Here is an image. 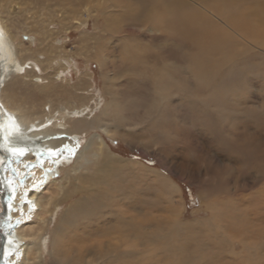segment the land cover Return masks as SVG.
Instances as JSON below:
<instances>
[{
    "label": "rangeland",
    "instance_id": "1",
    "mask_svg": "<svg viewBox=\"0 0 264 264\" xmlns=\"http://www.w3.org/2000/svg\"><path fill=\"white\" fill-rule=\"evenodd\" d=\"M115 1L65 0L62 7L54 0H0V23L6 22L9 33L18 35L27 50L23 74L32 68L34 76L42 79L44 66L52 63L59 76L56 92L81 85L78 88L83 96L93 98L86 106L92 102L99 104L92 115L110 102L107 91L117 101L114 114L110 111L107 117L108 121H118L120 130L116 134L89 130L75 140L82 145L88 137L98 134L122 164L114 171L110 187L101 182L97 185L104 204L101 208L95 205L87 220L99 222L112 211L126 210L124 217L132 214L136 222L142 221L145 216L136 211L139 207L133 210L126 205L130 198L136 199L150 207L146 209L149 220L165 214L161 216L169 222L172 213L177 215L183 225L181 236L177 240L170 235L158 240L170 231L167 223L166 229L157 233L156 248L171 249L170 243H176L182 249V264H264V28L250 29L251 39H246L257 48L248 42L242 45L243 40L235 43L231 49L235 59L226 51L228 38L219 31L223 35L217 46L220 44L223 49L214 47L206 52L210 64L201 67L202 53L188 37L180 36L167 25L157 27L117 19L120 9ZM184 1L188 6L186 13L194 16L195 7L189 0ZM220 1L212 0L203 6L211 8L212 3H219L223 9L242 16L251 9L245 3L243 6L235 1L233 4ZM212 20L204 19L212 31L223 26ZM243 22L253 27L248 20ZM42 35H47L46 40L39 45ZM39 49L40 59H31ZM214 62L217 67L211 69ZM231 62L236 68L229 74ZM31 76L18 80L16 90L22 105L17 102L12 107L32 106L31 102L49 105L48 99H55L54 94L48 93L45 101L40 100ZM157 90L166 92L164 100H160ZM3 162L5 159L0 169ZM73 162L74 159L68 161L67 166ZM61 167L49 179L56 182V187L64 177ZM54 187L44 190L43 196L49 197L56 191ZM66 188V192L71 190V186ZM81 195L74 193L58 206L51 227L64 208L75 204ZM2 203L0 196V209ZM36 220L32 216L25 224H35ZM87 220L83 217V225ZM39 223L40 220L36 226ZM76 235H70L67 241L70 262L80 251L85 257L83 263L92 260L98 249L89 247H97L100 238ZM46 243L47 260L41 264H57L50 259L48 238ZM123 260L112 264L137 263ZM154 260L149 264H155Z\"/></svg>",
    "mask_w": 264,
    "mask_h": 264
},
{
    "label": "bare ground",
    "instance_id": "2",
    "mask_svg": "<svg viewBox=\"0 0 264 264\" xmlns=\"http://www.w3.org/2000/svg\"><path fill=\"white\" fill-rule=\"evenodd\" d=\"M54 1L62 7L65 5L63 2L65 0ZM189 1L195 7L194 10L192 9L194 16L186 13L188 6L184 0H116L115 3L120 9L117 19L136 24H150L157 27L167 25L173 28L175 32L180 33V36L185 35L189 38L188 41L190 43L198 47V51L202 53L199 55V60L202 59L203 61L204 59V63L201 62L202 65L200 64L201 67L205 64H210V58H208L206 52L215 49L214 47L219 51L223 49L220 44L217 46L220 36L222 37L223 35L219 31L225 33L224 37L228 38L226 51L235 59L236 56L234 57L232 54L233 50H231L235 43L243 40L245 42L242 45L247 44L246 42L248 41L246 39L250 38V29L258 31L259 28L262 30L264 28V0H225L230 4H233V1L243 6L248 4L251 9L247 13L242 12L243 16L223 9L219 3L211 2L213 5L211 8L203 6L204 3L212 0ZM44 6L48 7V5ZM228 9H230L229 6ZM210 17L217 24H222L223 26H220L218 30L213 29L212 31L204 22V19H210ZM244 19L251 24L253 23V27L247 26L243 22ZM214 21L213 23H215ZM9 31L10 29L6 22L1 21L0 160L2 158V161H4L5 159V162H3V166L0 169V196H2L4 202L0 213L5 219V232H3L0 244V249H2L0 256L4 262L3 264H41L45 262L47 260L44 256L47 238L50 240V259L55 260L54 262L57 264H92L96 261L101 264H112L113 261L122 262L124 261L123 259L129 262H137L135 264H146L147 262L149 264V261L154 259V261H157L156 263L154 262L155 264H182V249L176 243H170L172 245L171 249L169 247L167 249L156 248V242L159 239L165 240L170 235V237L177 240L181 236L183 225L177 215H173V213L169 222H165L166 219L162 217L165 214H157L156 217L152 216L153 220L152 217L149 220V217H147V210L150 208L148 204H141L136 199L130 198V200H127L126 205L133 207V210L139 207L136 211L144 213V220L136 222L132 214L128 218L124 217L123 215L127 213L126 210L112 211L107 218L104 217L99 222L94 219L91 222L87 220L90 215H93L92 211L95 205L101 208L104 204H101L103 197L97 185L101 182L102 185L108 187L111 178H114V171L122 164L119 161L120 158L107 149L106 144H104L98 134L88 137L82 145L76 143L75 140L77 135L87 133L89 130H98L105 134H110V136L116 134V131L120 130L118 121H116L117 123L108 121L107 117H110V111H114L117 101L112 97V93L107 91L108 93H106L111 96L110 102L99 108L97 115H92V111L99 104L92 102L89 107L86 106V103L93 98L89 95L83 96L82 91L80 92V88H78L81 85L76 87L64 86L65 88L58 89L60 92H56L57 85L55 84L59 76H57L52 63L48 62L46 67L44 66L45 75H43L44 78L42 79L35 77L36 75L32 68L27 69L23 74L27 50L20 43L21 39L19 36L11 35ZM257 31H254V34ZM252 34L253 32H251ZM47 35L41 36L39 45L46 40ZM27 37L30 38L29 36ZM254 40L256 41V39ZM248 44L253 48H257L249 42ZM257 46L260 47V45ZM207 47L210 48L207 49ZM223 47L225 48L224 45ZM259 47L258 50H261ZM59 48L55 47V49ZM248 49L250 51L254 50L250 47ZM39 50L36 55L33 54L34 56L30 54V58L38 57L40 59L41 55L39 54L42 53V50ZM245 58L247 59L246 56ZM39 62L43 65V61L39 60ZM216 63L211 64V69L217 67ZM59 66L61 67L63 64L60 63ZM234 67L235 65H232L231 62L229 74H232ZM27 75H32L30 77L31 83L40 95V100L43 99L45 101L44 99L47 98L48 93L55 95V99H48L49 105L43 103L35 105L31 102L32 106L24 105L19 109L12 107L17 102V105L20 104L16 90L18 89L17 84H20L18 80ZM162 92L164 90L156 92L160 100H164L163 96L166 93L162 94ZM69 105L75 106V109H70ZM47 106L48 108L45 109ZM112 114L114 113L112 112ZM151 114H156V112ZM120 117L122 118L121 115L119 119ZM73 159L75 162L68 167V161ZM61 165L64 177L61 180V184L56 187V182H49V179H51L54 170ZM29 168L30 171L27 170ZM151 171L153 170L149 172ZM50 184L55 186L56 191L51 193L49 197H45L43 196V191L51 187ZM67 186H71V190L66 192L65 188ZM170 186L173 188L174 184ZM77 192H80V195L82 193L81 197L78 200L76 199L75 204H70L68 208H64V211L58 215L57 221L54 222L55 225L51 227L52 219L58 213V206ZM90 205L92 208H89ZM121 205L120 207H123ZM166 209L168 210V208ZM156 211V213H160L158 210ZM32 216L38 221L40 220L37 226V220L35 224L32 223L33 225L25 224V221L30 220ZM83 217L88 221L87 223L84 222V225ZM167 223H169L170 231L164 236L161 235V238L157 240V233L165 230ZM153 228H155V231ZM75 234L79 237L81 236L80 238L83 235H94L100 238L97 242V247H89V249H98L96 256L92 257V260H84L85 262L83 263V258L85 257H83V252L80 251L79 256H73L72 262H70V255L66 250V246L68 245L69 237ZM139 247H142V249H138ZM103 249H109L110 251H104ZM117 250H121V252ZM139 252H142L141 255H139Z\"/></svg>",
    "mask_w": 264,
    "mask_h": 264
},
{
    "label": "flooded vegetation",
    "instance_id": "3",
    "mask_svg": "<svg viewBox=\"0 0 264 264\" xmlns=\"http://www.w3.org/2000/svg\"><path fill=\"white\" fill-rule=\"evenodd\" d=\"M0 219L1 222H0V244L2 242V235L4 234L3 232H5V228H4V225H5V219L2 218V216L0 215ZM3 223V224H2ZM1 247V246H0ZM2 249H0V252H1ZM3 260H2V257L0 256V264H3Z\"/></svg>",
    "mask_w": 264,
    "mask_h": 264
},
{
    "label": "trees",
    "instance_id": "4",
    "mask_svg": "<svg viewBox=\"0 0 264 264\" xmlns=\"http://www.w3.org/2000/svg\"><path fill=\"white\" fill-rule=\"evenodd\" d=\"M187 199H189V196H187Z\"/></svg>",
    "mask_w": 264,
    "mask_h": 264
}]
</instances>
